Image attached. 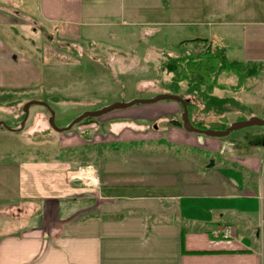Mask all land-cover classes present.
<instances>
[{"label": "crops", "instance_id": "crops-1", "mask_svg": "<svg viewBox=\"0 0 264 264\" xmlns=\"http://www.w3.org/2000/svg\"><path fill=\"white\" fill-rule=\"evenodd\" d=\"M32 2L35 18L25 0H0L8 9H0V24L17 19L33 33L73 40L92 33L97 24L96 0ZM119 10L125 13V5ZM262 60L246 57L238 62ZM10 84L3 86L15 87ZM149 111L155 115L180 109L158 104L101 119L121 129L109 137L133 144L98 157L94 150L85 152L89 162L69 174L80 180H68L73 171L68 164L60 168L19 162L17 189H0V219L6 224L2 228L0 222V264H264V154L261 159L255 151L260 143L239 153L233 142L224 158L228 145L221 139H192L166 128L168 141L184 149L162 143L146 147L147 134L140 136V130L127 124L146 118ZM68 133L72 135H63L60 144L64 149L90 142L77 132ZM196 147L206 152L194 155ZM213 157L208 166L205 160ZM84 167L91 168L89 174Z\"/></svg>", "mask_w": 264, "mask_h": 264}, {"label": "rangeland", "instance_id": "rangeland-1", "mask_svg": "<svg viewBox=\"0 0 264 264\" xmlns=\"http://www.w3.org/2000/svg\"><path fill=\"white\" fill-rule=\"evenodd\" d=\"M25 1L28 14L35 18L32 0ZM96 1V26L92 33H81L75 40L60 37L57 33H33L32 27L20 24L17 19L0 24V45L7 48L4 51L0 46V122L18 129L10 131L0 127V189L8 192L17 189L20 170L17 165L21 161L59 164L60 168L68 164V168L76 170L89 162L85 152L94 150L98 157L122 148L124 143L116 145L118 142L109 137V132H120L121 129L109 126V121L101 122V119L113 118V115L130 108L139 110L158 104L173 105L181 111L172 100L134 104L97 118L86 117L68 131L56 132L47 123L48 109L38 104L28 108L26 120L20 127L23 106L30 100L47 104L55 113V126L64 127L86 110L134 98L171 94L172 74L163 69V63L185 53L194 56L204 52L207 48L205 40L223 48L230 61H241L246 57L264 59V0ZM123 5L125 13L119 10ZM0 9L8 10L1 6ZM104 13L114 15L105 16ZM244 22L246 27H241ZM6 56L10 57L11 64L6 65L9 61ZM250 72L252 77L240 87L236 86L237 78L233 73L221 72L211 94L218 98L224 95L234 102L223 105L221 110H225L219 114L215 109L206 110V105L195 99V108L190 113L192 122L206 126L218 122L223 113H226L229 124L250 117L264 119V66H256ZM4 83H12L10 85L15 87L3 86ZM187 87L186 81L180 82L179 93L185 95ZM180 111L155 112V115L149 111L144 115L146 118L133 120L127 126L140 130V136L147 134L150 139H145L146 147L162 143L173 150L184 149L180 144L168 141L170 135L166 128L173 133L189 134L192 139L208 138L183 130ZM70 131L79 133L81 138L90 142L82 148L64 149L60 144L63 135H72L68 133ZM219 140L228 145L221 154L224 158L231 154L229 147L233 142L234 149L243 153L250 151V143L257 141L261 147L255 148L256 154L263 158L264 126L239 128ZM192 149L188 147L186 150ZM205 152L198 147L194 149V155ZM213 160L214 157L205 162L209 164ZM258 178L263 180L260 175ZM4 221L0 219L2 228L6 226Z\"/></svg>", "mask_w": 264, "mask_h": 264}, {"label": "trees", "instance_id": "trees-1", "mask_svg": "<svg viewBox=\"0 0 264 264\" xmlns=\"http://www.w3.org/2000/svg\"><path fill=\"white\" fill-rule=\"evenodd\" d=\"M256 66L259 68L264 65L261 62L242 63L230 61L225 56L223 48L218 46L211 48L210 45H207L206 50L202 53L194 56L185 53L174 59H168L162 65L164 70L172 74V83L169 87L171 94L179 95L186 100L188 119L191 124L197 128L215 130H223L228 126V120L224 115L226 113L220 116L218 122H210L206 126L201 122H192L190 113L195 108V99H198L203 106L206 105V110L215 109L220 114L225 110V108L221 110L222 106L232 103L234 100L228 97L218 98L211 94V90L216 87L218 75L223 71H230L237 78L236 86L240 87L245 83L247 78L252 77L250 71ZM182 81H186L189 84L185 95L179 93V83ZM233 89L238 90V88ZM119 144L118 142L116 145ZM132 144V142L124 143L123 147H129Z\"/></svg>", "mask_w": 264, "mask_h": 264}, {"label": "water", "instance_id": "water-1", "mask_svg": "<svg viewBox=\"0 0 264 264\" xmlns=\"http://www.w3.org/2000/svg\"><path fill=\"white\" fill-rule=\"evenodd\" d=\"M160 100H172L178 103V105L181 108V113H180V119H181V125L183 130H185L188 133H194L196 135H204L207 137L211 138H221L224 136H227L230 132L237 130L239 128H244L248 126H264V119H259L257 117H250L246 120L242 121H235L230 123L225 129L223 130H215V129H201L193 126L191 122L188 119V113H187V108H186V100L180 97L179 95L176 94H170V93H162V94H157L149 98H134L129 101H121V102H114L105 106H102L98 109L95 110H86L74 117L67 125L64 127H56L54 124V116L55 113L49 108L47 104L41 101L37 100H30L26 102L23 106L22 112L24 114L23 119L20 122V127L23 126L25 120H26V115L28 108L31 105H43L48 109L49 117L47 118V123L51 129H53L56 132H66L68 131L73 125L79 123L82 119L86 117L90 118H97L100 117L106 113H109L111 111L117 110V109H123L130 107L134 104H150L154 102H158ZM0 127H4L7 130L14 131L15 129L10 128L7 126L4 122H0ZM18 130V129H16ZM213 162L211 161L208 166H211Z\"/></svg>", "mask_w": 264, "mask_h": 264}, {"label": "built area", "instance_id": "built-area-1", "mask_svg": "<svg viewBox=\"0 0 264 264\" xmlns=\"http://www.w3.org/2000/svg\"><path fill=\"white\" fill-rule=\"evenodd\" d=\"M79 169H80V168H78V169H76V170H79ZM90 169H91L90 167H84V171H85V173L89 174V173H90ZM76 170L70 171V172L68 173V180H69V181H71V180H75V179H79V180L81 179V177H78V176H76V177H70V176H69V174H70L71 172H75ZM92 171H93V170H92ZM83 181H84V180H83ZM90 182H91L90 177H87V181H86V182L84 181V183L87 184V185H88Z\"/></svg>", "mask_w": 264, "mask_h": 264}, {"label": "flooded vegetation", "instance_id": "flooded-vegetation-1", "mask_svg": "<svg viewBox=\"0 0 264 264\" xmlns=\"http://www.w3.org/2000/svg\"><path fill=\"white\" fill-rule=\"evenodd\" d=\"M13 129V128H12ZM16 130V129H15Z\"/></svg>", "mask_w": 264, "mask_h": 264}]
</instances>
